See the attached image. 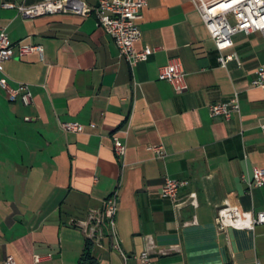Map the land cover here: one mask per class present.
I'll return each mask as SVG.
<instances>
[{
  "label": "crops",
  "instance_id": "obj_1",
  "mask_svg": "<svg viewBox=\"0 0 264 264\" xmlns=\"http://www.w3.org/2000/svg\"><path fill=\"white\" fill-rule=\"evenodd\" d=\"M78 1L92 12L30 19L17 7L39 0H0L10 41L42 47L1 64L0 78L27 84L32 103L0 87V264H81L88 242L96 264H140L149 242L152 264H264V224L215 221L227 203L264 212V187L244 181L264 169V93L252 85L263 34H238L220 52L191 0H147L134 49L152 53L131 66L98 26L100 0ZM221 55L236 58L223 66ZM173 58L181 92L158 78ZM234 96L238 112L210 116ZM65 122L82 132L63 131ZM114 137L126 144L123 161ZM166 179L187 182L178 203L162 196ZM112 194L114 229L98 222Z\"/></svg>",
  "mask_w": 264,
  "mask_h": 264
},
{
  "label": "built area",
  "instance_id": "obj_2",
  "mask_svg": "<svg viewBox=\"0 0 264 264\" xmlns=\"http://www.w3.org/2000/svg\"><path fill=\"white\" fill-rule=\"evenodd\" d=\"M215 43L218 51L223 52L234 44V37L238 34H250L261 32L264 36V0H191ZM147 5V0H100L94 13L98 26L103 28L114 40L119 56L124 58L131 66L144 62L151 55L152 50L146 48L142 51L134 49V44L141 38L139 21L142 11ZM3 7H15L14 4H4ZM19 12L26 18L34 19L46 14H77L89 15L92 10L78 0H39L32 6L20 5ZM42 53V47L32 44H13L5 29H0V70L1 64L14 57H22L28 54ZM236 58L235 55L220 56L221 65ZM158 78L169 82L177 92L186 89L185 71L179 59H171L159 70ZM252 85L260 88L264 93V67L260 68ZM0 87L6 91L7 97L14 102L18 98L25 105L32 103V93L27 84L20 83L17 87H11L6 78H0ZM239 111L238 96H234L227 102L216 103L210 106L212 118L223 117L229 119L231 115ZM65 132H82L83 126L77 123H60ZM264 129V124L262 125ZM161 153L160 147L154 148ZM114 152L119 161H123L126 154V144L118 137H114ZM249 189L264 187V169L256 168L250 179L244 178ZM187 185L185 181L166 179L161 188V194L165 198L178 203L179 191ZM118 212L117 194H112L107 200L103 220L114 229L115 219ZM216 224L220 230L228 227L239 229L253 228L257 224H264V212H258L255 217L245 212L238 205L225 204L216 216ZM155 248L153 242L140 255V264H152L151 254ZM162 252V251H160ZM40 258L36 257V261ZM4 264H17L8 256ZM259 264V263H258Z\"/></svg>",
  "mask_w": 264,
  "mask_h": 264
},
{
  "label": "trees",
  "instance_id": "obj_3",
  "mask_svg": "<svg viewBox=\"0 0 264 264\" xmlns=\"http://www.w3.org/2000/svg\"><path fill=\"white\" fill-rule=\"evenodd\" d=\"M91 247V243L88 242L81 264H96L95 259L93 258L91 253Z\"/></svg>",
  "mask_w": 264,
  "mask_h": 264
}]
</instances>
